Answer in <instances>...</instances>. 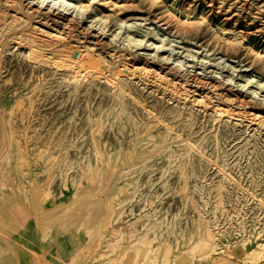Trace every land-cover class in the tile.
Instances as JSON below:
<instances>
[{
  "label": "rangeland",
  "instance_id": "obj_1",
  "mask_svg": "<svg viewBox=\"0 0 264 264\" xmlns=\"http://www.w3.org/2000/svg\"><path fill=\"white\" fill-rule=\"evenodd\" d=\"M0 13V264H264V0ZM29 30L103 77L71 91L15 43Z\"/></svg>",
  "mask_w": 264,
  "mask_h": 264
},
{
  "label": "bare ground",
  "instance_id": "obj_2",
  "mask_svg": "<svg viewBox=\"0 0 264 264\" xmlns=\"http://www.w3.org/2000/svg\"><path fill=\"white\" fill-rule=\"evenodd\" d=\"M30 5L36 7L37 12H39L40 16L43 15V19H45L46 21H52V23L56 26L67 29L69 31L71 30L72 18H70L69 15H52L50 12L44 11L40 5H35L34 3H30ZM49 17H51L50 20H48ZM0 21H3L2 23L7 21V16L5 15V13H0ZM32 28L35 30L34 27ZM34 30H29L25 33H21L20 35L17 34L18 37H14V39H16L15 43L29 48L30 55L38 61L39 67L42 68L43 71L52 69L53 74H56L61 67L65 69L63 75L59 78V80L62 84L64 83L68 89H70L71 91L78 90L81 87V84L84 82L83 80H100L103 77L104 73L102 72V70L99 67H93L92 63L96 62L93 61V57L89 47H86L84 51H80V53H78V57L76 58L74 56V53H76L73 49L74 47L69 46L68 48V46H66L67 44L52 45L50 43H47L42 38L36 36ZM128 41L138 42L131 36L128 37ZM91 43L97 45V42L94 39L91 40ZM91 66L95 70H92ZM124 73L125 72L123 70H118L114 71L112 75L106 77V80L113 84V87L117 89L116 91H118V93L121 95L127 91L125 84L122 81V77L125 75ZM69 74L71 76H68ZM215 112L223 115L226 111L218 108L215 110ZM205 235L211 237V230L206 228ZM262 252L263 247H259L251 251L254 257H259Z\"/></svg>",
  "mask_w": 264,
  "mask_h": 264
}]
</instances>
